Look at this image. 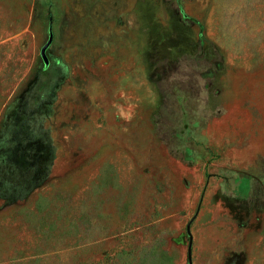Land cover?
Instances as JSON below:
<instances>
[{"label": "rangeland", "instance_id": "obj_1", "mask_svg": "<svg viewBox=\"0 0 264 264\" xmlns=\"http://www.w3.org/2000/svg\"><path fill=\"white\" fill-rule=\"evenodd\" d=\"M190 220L264 264V0H0V264H188Z\"/></svg>", "mask_w": 264, "mask_h": 264}, {"label": "water", "instance_id": "obj_2", "mask_svg": "<svg viewBox=\"0 0 264 264\" xmlns=\"http://www.w3.org/2000/svg\"><path fill=\"white\" fill-rule=\"evenodd\" d=\"M52 40H53V33H52V30H51V27L49 26V29H48V40H47V42L43 45V47L40 50V57H41V59L43 61L44 66L48 65V59H47L46 51L49 48V46L51 45ZM191 221L192 220H190V222L187 224V228H186L187 235L189 237V243H188V248H187V261H188V264H191V251H192V239H191V234H190V230H189Z\"/></svg>", "mask_w": 264, "mask_h": 264}, {"label": "clouds", "instance_id": "obj_3", "mask_svg": "<svg viewBox=\"0 0 264 264\" xmlns=\"http://www.w3.org/2000/svg\"><path fill=\"white\" fill-rule=\"evenodd\" d=\"M118 113L121 118H123L126 121H130L133 118V113L131 110L126 111L124 107L118 106Z\"/></svg>", "mask_w": 264, "mask_h": 264}, {"label": "trees", "instance_id": "obj_4", "mask_svg": "<svg viewBox=\"0 0 264 264\" xmlns=\"http://www.w3.org/2000/svg\"><path fill=\"white\" fill-rule=\"evenodd\" d=\"M52 20V18L50 19V21Z\"/></svg>", "mask_w": 264, "mask_h": 264}]
</instances>
